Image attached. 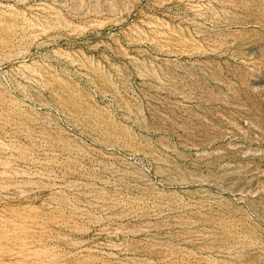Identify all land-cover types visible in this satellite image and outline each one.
<instances>
[{
    "label": "rangeland",
    "instance_id": "1",
    "mask_svg": "<svg viewBox=\"0 0 264 264\" xmlns=\"http://www.w3.org/2000/svg\"><path fill=\"white\" fill-rule=\"evenodd\" d=\"M0 264H264V0H0Z\"/></svg>",
    "mask_w": 264,
    "mask_h": 264
}]
</instances>
